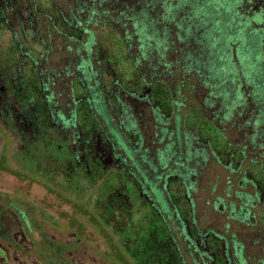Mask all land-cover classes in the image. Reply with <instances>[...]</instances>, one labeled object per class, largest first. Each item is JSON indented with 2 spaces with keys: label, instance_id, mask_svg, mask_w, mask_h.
<instances>
[{
  "label": "trees",
  "instance_id": "trees-1",
  "mask_svg": "<svg viewBox=\"0 0 264 264\" xmlns=\"http://www.w3.org/2000/svg\"><path fill=\"white\" fill-rule=\"evenodd\" d=\"M62 1L67 3L66 6L70 8L69 13L63 11L61 6L56 4L57 1L54 3L51 0H49L51 5L49 11L32 5V0H28L27 7L22 6L21 14L25 11L28 13L26 20L28 21L29 46H31L30 39H34L37 34L35 30L41 31L45 28L42 23L43 19L47 20V24H45L50 43L53 40L51 31H54L56 34L62 35L65 42H77L78 44L76 53L72 46L66 47L67 51H72L75 54L68 57L70 66L51 70L46 80L44 71L37 67L39 62L36 60L37 56L41 58L47 56L44 53L46 50L38 54L39 52L36 53L30 47L28 64L35 71L38 80L35 83H38L39 91L38 93L28 91V97H32V100L35 97H40L43 101L44 110L39 115V118H45L42 127L48 130L56 128V125L52 124L54 119L49 116V120H47L43 114L54 113L61 107L63 108L58 104V97L63 94L61 91L58 92L56 87L61 82H68L72 88L70 96L72 99L70 102H66L64 110L76 112V125L81 133L79 141L89 143L95 134L97 140H102L109 146L115 161H118L122 168L123 177L120 174H108L106 177L109 182L113 185L115 180H119L121 186L127 185L128 187L133 184L136 187L135 190L139 189L140 193L144 192L147 199L144 209L146 210L145 221H134L132 224L129 222L135 228V237L139 238L137 240L140 245L136 251L138 254L133 250L130 253L136 254L140 264H187V259L190 260V264H248L243 253V243L236 242V240L225 241L226 237L216 235L210 230L199 231L196 229L194 219L189 221L184 217L188 212L192 213L190 210L196 204L192 194L197 191L195 180L198 170H194L189 164L192 162L197 165L207 164L210 159L209 155L212 154L214 158H217V163L228 170L229 174H239V186L244 187L250 182L247 177V169L243 170L241 167L243 161L247 159V153H245L247 148L245 147V150L239 152L241 155L240 166L236 169L234 164L237 153H231L233 157L229 155L228 161L223 162L221 155L225 156L226 152L220 150L222 145L215 135L210 136L212 140H216L213 146L211 139H205L211 149V153H208L206 148L202 150L201 145H198L202 137H193L189 132H185L186 142L184 143L181 136L182 131L178 128V136L174 140V134L169 127L172 126V115L179 122L178 126L181 122L179 112L184 105V99L181 100V87L190 85L195 89L196 82L191 83V79L197 77L203 81L207 91L205 105L210 110L216 109L218 100H221L223 108L227 109L225 111L222 108L217 111L212 110L213 117L208 121L216 128L219 138L224 136L225 129L220 128L217 123L224 125L227 121H231L238 108L244 106L247 98L251 96L250 93L246 95L240 86L237 85L238 89H236L237 86L235 87L236 81L240 80L239 70L243 69V75L253 84H255V76L264 72V50L261 48L262 33L260 34L261 30L252 25L253 22L262 23L264 21L263 9L260 7V11L251 17L247 14L248 10H242V8L254 0H178L180 4L196 2L197 13L191 17L190 24L184 26L183 23H179L180 32L177 33V37L181 44L183 42L185 44L178 49L180 54L178 58L175 61H169L166 56L170 49V29L167 23L174 21L173 11L179 9L178 5L170 4L166 8L167 12L160 16L159 11L154 10L161 0H138L140 9L137 11L132 7H127L126 11H122L121 8L116 10L113 8L115 3L111 0L109 9L107 7L108 0ZM262 1L264 4V0ZM103 3L106 6H103ZM13 4V0H10L8 7L5 6L7 12L3 18H5L6 25L9 21L6 16H9L11 11H15ZM50 10H54L56 14ZM115 13H119V15L113 16ZM218 16H226L227 28L225 31L227 30V34H223V32L225 33L223 27L225 22L223 19L218 20ZM20 23L23 27L25 21L21 19ZM62 25L71 29L72 35H69L65 28L62 33L60 30ZM94 27L96 30L92 29ZM194 29L195 31H193ZM109 32L117 33L125 45L127 55L124 60H130L133 68L137 69L139 79L143 84V93L126 89L124 81L114 78L110 83L107 82L110 87V90L107 91L106 85L108 84L97 68L92 55L97 47V35ZM219 33L222 35L221 37H218ZM250 39L256 41L257 45L249 44ZM39 45L40 48H47L44 39L40 40ZM233 45H237L236 52L239 62L234 61L233 55L227 52L232 50L231 46ZM83 48L84 54H81ZM136 49L137 53L134 55L132 52ZM49 50H53L52 46L49 47ZM156 50L158 52L157 61L153 53ZM46 52L48 54V51ZM101 61L99 58L97 59L98 65ZM19 62L23 63L22 59ZM159 62L163 65L161 71H164V76L162 72H157ZM146 67L149 73H144ZM176 72H183V77L178 85L173 87L171 84L169 85V79L173 78ZM262 75L264 76V74ZM8 76L6 74L5 78L8 79ZM12 76L16 77L18 81L23 79L20 69L12 71ZM191 76L193 77L191 78ZM28 82L34 83L32 79H29ZM171 88L176 92L177 98L173 97L174 93ZM256 89L257 92L254 93V96L259 97L262 107L259 115L262 121H256L258 126L264 122V87L261 88L257 84ZM123 92L127 94L122 95ZM162 93L164 94L162 95ZM159 95H162V101L158 100V103L154 104L153 99H159ZM139 99L146 104V107H148L147 105L152 107L148 119V114H145L144 117L142 115L143 108L139 105ZM222 111L224 114H221ZM33 112H35L34 109ZM136 113H141V117H137ZM114 115L119 119L118 122ZM145 123L155 129L154 135L145 132L147 130V127L144 128ZM245 125L249 126V122H246ZM146 135L151 138L148 140L150 141L148 144L145 141ZM230 145L227 144V148ZM179 147L180 152L176 154L175 161L172 162L173 154ZM252 162L257 163L258 161L252 159ZM259 163L256 167L264 178V165L263 162ZM113 179L114 181L111 182ZM175 182L179 184L180 188L184 187L186 190L184 204H181L182 199L178 205L173 201L176 194H173L169 189ZM227 184L229 185L228 189H231L233 183L230 179ZM50 189L56 194H60L59 190L53 189L51 186ZM237 192L242 200L246 198L245 193ZM159 194L165 195V200L169 204L167 212L163 202L158 200ZM260 195L259 193L256 196L259 200ZM248 202L251 203L250 200ZM221 206L223 209L226 208L224 203H215V209ZM81 207L84 206L81 205ZM106 211L102 212V217L93 214L94 223H97L101 228L106 227L104 220L108 221L112 216L118 219L117 223L119 222V224H122V220L126 219V216L116 215L115 211L109 210L107 213ZM238 219L240 218L238 217ZM171 222L177 224L176 229L183 236V244L176 239ZM191 226L195 231H191ZM123 231L117 232L119 234L129 232ZM258 262L264 264V260Z\"/></svg>",
  "mask_w": 264,
  "mask_h": 264
},
{
  "label": "rangeland",
  "instance_id": "rangeland-1",
  "mask_svg": "<svg viewBox=\"0 0 264 264\" xmlns=\"http://www.w3.org/2000/svg\"><path fill=\"white\" fill-rule=\"evenodd\" d=\"M18 1L22 3V6H28V0ZM51 1H57V3H54L60 5L63 11L69 13L70 8L66 6L67 3L65 4L62 0ZM111 1H114L113 3L115 4L113 8L116 10L121 8L122 11H126L127 7H132L135 11L140 9L138 0ZM66 2H69V0H66ZM109 2L110 0L107 2L108 9L110 7ZM170 4L179 6L177 11H173L174 21L167 23L170 29V49L167 51L166 56L169 61H175L180 55L178 49L185 44L184 42L181 44L178 40L177 33L180 32L178 25L179 23H183L185 26L191 23V17L197 13V3L191 1V5L189 2L180 4L178 0H161L159 5H156L154 11H159V15L161 16L167 12L166 8H168ZM19 5L20 3L18 6ZM32 5L42 8L44 11L48 10L51 6L49 0H32ZM103 6H106V4L103 3ZM2 7L3 4L0 5V8ZM50 11L56 14L54 10ZM8 15L13 16V14L10 13ZM118 15L119 13L113 14V16ZM21 16L25 21L23 27H26L23 34L21 30L22 25H20L18 19L16 21L12 19L8 25H6L4 19H1L0 80H2L4 84L3 87H5L6 96H8L9 99H14L16 108L19 110L18 114L33 112L34 109L39 117L40 113L44 110L42 99L40 97H35L33 98L34 100H32V97H28V91H32V93L33 91L35 93L39 91L38 83H35L38 82L35 71L31 68V65L28 64V51L30 47L34 49L33 51L36 53L39 52L38 54L45 50L48 51V54L46 51L44 52L47 56L44 58L37 56L36 59L39 62L37 67L43 69L44 79L46 80L51 70L70 66L68 57L75 55L74 53H76L78 44L77 42H65L63 36L60 34L58 35V33L56 34L54 31H51L53 40L50 43L48 30L46 29L47 20L43 19L44 22L42 23H44L43 27L45 28L41 31L35 30L37 34L34 39H30L31 46H29L28 21L26 20L28 19V13L25 11ZM217 19H223L224 22L227 20L226 16H218ZM226 22L223 25L224 31L225 28H227ZM63 28L69 32V35H72L71 29L63 27V25L60 27L62 33H64ZM92 29L96 30L95 27ZM193 31H195V29ZM24 33L26 35L25 38ZM223 34H227V30L225 33L223 32ZM219 36L221 37L222 35L219 33L218 37ZM41 39L46 41L47 48L43 49L39 47ZM50 46H52L53 50H49ZM68 46L73 47L74 53L66 50ZM231 47L232 50H228L227 52L233 55L234 61L239 62L236 52L237 45ZM132 53L135 55L137 49ZM153 53L157 61V50ZM81 54H84V48ZM126 55V47L117 33L109 32L97 35V47H95L92 57L95 64H97V68L104 77L106 84H108V81L110 83L114 78L124 81L126 89L141 92L143 84L139 79V73L137 69L133 68L130 60H124ZM98 58L102 60L100 65L97 63ZM130 58H132V56H130ZM18 59L20 61L22 59L23 63H20ZM108 61H111V63ZM158 64L159 70L157 72H162L164 76V71H161L163 65L160 62ZM167 68L169 67L167 66ZM17 69H20L22 72L23 79L21 81H18L16 77L12 76V71H17ZM147 71L148 68H144V73H149ZM6 74L10 76H8V79L5 78ZM262 74H264V72L255 76V85L243 75V69H241V71L239 70L240 80L237 79L238 81H236L235 87L237 85L240 86V89L245 92L246 95L250 93L251 96L247 98L244 106L238 108L231 121H227L224 125L217 123L220 128L225 129L224 136L219 138L216 128L208 121L213 117L212 110L217 111L222 108V110L225 111L227 109H225V107L223 108L221 100H218L216 109L210 110L207 105H205L207 91L202 83L203 81L199 80L197 77L192 78L193 76H191V83L196 82L195 89L190 87V85L181 87V100L184 99V105L179 112L181 114V122L178 126L179 122H177L172 115V126L169 127L170 131L174 134V140H176L178 136L179 129L182 131L181 136L184 143L186 142L185 132H189L193 137H202L198 145H201L202 150L206 148L208 153H211V149L210 146L207 145L206 140H210V136L215 135L220 141V145H222L220 150L226 152L225 156L221 155V160L223 162L228 161V156L231 155V153H237L236 162L234 164L236 169L240 166L239 159L241 155L239 152L247 148L245 152L247 153V159L243 161L241 167L243 170L247 169V177L250 182L244 187L239 186V174H229L228 170L217 163V158H214L212 154L209 155L210 159L207 164L202 163L201 165H197L195 162L189 164L194 170H198L196 180L193 178L197 183V191L192 194L196 200V204L190 210L192 213L188 212L184 217L189 221L194 219L196 229L199 231L205 232L210 230L216 235L226 237L227 240L225 241L230 242L231 240H236V242L243 243V253L248 264H259L258 261L264 260V178L256 167L259 162H263L264 165V122L258 126L256 124V121H262L259 118L262 107L259 97L257 95L254 96V93L257 92V84L259 87L261 86V88L264 87V76ZM182 77L183 72H176V75L169 79V85L171 84L173 87L177 86L179 81L182 80ZM29 79H32L34 83H29ZM106 86L107 91H109V84ZM238 86L236 89H238ZM56 90L62 92L63 95L58 97V104L65 108L66 102H70L72 99L70 97L72 95V88L69 83L65 81L61 82V84L56 87ZM173 93V97L177 98L174 90ZM163 94L164 93H162V95ZM162 95H159V99H153L154 104L158 103V100L162 101ZM147 106L148 110L151 112V105ZM224 111H222L221 114H224ZM150 112H148L147 119L151 114ZM135 115L141 117V113H136ZM10 117L15 118L13 116ZM114 117L116 116L114 115ZM10 120L9 118H5L0 121V207L5 206L11 209L10 211L1 213L0 222L3 226H0V264H140L136 256V254H138L136 251L140 243L137 240L139 238L135 237V232L131 230L128 233L119 234L117 231L122 228H129L134 221H141L143 213L137 212L136 208H134L133 213H136L123 219L122 224H120L121 226L119 222L117 223L118 219L112 216L111 220H104L106 227L101 228L97 223H94L93 214L87 212L84 214V210H87V206H89L90 203L83 204L84 207L77 204L78 207L75 205L74 210H71L69 208L70 206L67 204L71 201L62 200L52 193L47 192L51 190L50 186L37 181L39 179L38 177H33L31 174H26L24 172L20 173V171L30 170L28 166L31 159L28 157V147L23 148L21 138H28L31 126L28 121L24 123L23 126L25 130L22 136L19 135L20 131L11 128L14 127V125L10 126L8 124ZM28 120H30L29 116ZM115 120L116 122L119 121L117 117ZM246 122H249V126L245 125ZM145 127H147V130H145L146 133L148 132L154 135V128L146 123L144 124V128ZM30 134H32V132H30ZM247 134L248 136L246 137ZM254 135H256V137H254ZM150 139L151 138L146 135L145 141L147 144L150 142L148 141ZM215 141L211 139L212 146L215 144ZM227 144L231 147L228 146L227 148ZM179 152L180 147L174 152L172 162L175 161L174 157ZM38 154L40 155V152ZM4 155L8 158H3ZM231 157H233V154ZM252 159L258 162L254 163ZM229 179L233 183L231 189H228L229 185L227 182ZM59 185H61V183H59ZM178 185L179 184L175 182L174 185L171 184L169 189L173 194H176L173 198L176 205L180 204V199H182L181 204L185 202L183 199L186 190L184 187L180 188ZM237 191L245 193L246 198L242 200ZM259 193L261 194L259 196L260 200L256 197ZM86 194L82 200L83 202H92L90 207L92 212H95L99 217L103 215L102 212L106 210V213L109 212L110 209L108 210L107 206H105V190L94 195L93 199V194H91V198L89 199ZM28 195L30 196L28 197ZM73 195L77 196V194ZM157 197L160 202H163L167 212L169 210V204L165 200V195L159 194ZM249 200L251 203L248 202ZM94 201L96 205L93 204ZM217 202H219V204L224 203L226 208L223 209L221 206L215 209V203ZM65 214L67 217H65ZM238 217L240 219H238ZM20 219L24 221L29 220L35 225L29 226L30 229H28ZM143 219H145V217ZM109 221H113L112 229L110 228ZM129 222L131 224H129ZM116 223L117 226L115 225ZM39 224H42L44 228ZM176 225L177 224L171 222V227L174 229L176 239L182 243L183 236L180 231L176 229ZM192 227L193 226H191V231H195ZM125 231L126 230L123 232ZM209 246L211 247V243ZM131 250L136 254L134 252L133 254L132 252L130 253ZM231 250L230 248V253L232 254ZM187 260V264H190V260ZM225 260L223 261L227 263Z\"/></svg>",
  "mask_w": 264,
  "mask_h": 264
},
{
  "label": "flooded vegetation",
  "instance_id": "flooded-vegetation-1",
  "mask_svg": "<svg viewBox=\"0 0 264 264\" xmlns=\"http://www.w3.org/2000/svg\"><path fill=\"white\" fill-rule=\"evenodd\" d=\"M9 2L10 0H0V3L3 4V7L0 8V28L1 19H4L5 22L3 16L7 12L5 6L7 5L8 7ZM13 2V10L15 11L12 12L10 10L13 16H6L9 20L8 23H10L12 19L15 21L17 19L18 21H21L22 19L21 2L18 0H13ZM19 3L20 5L18 6ZM260 7L263 9L264 13L263 1L254 0L251 4L244 5L242 10L247 9V14L252 17L254 13L260 11ZM252 25L261 30L260 34L262 33L263 37L261 40V48L264 50V21L262 23L253 22ZM25 28V26H21L22 34L26 30ZM25 37L26 35L24 33V38ZM251 43L257 45L256 41H253L252 39L249 40V44ZM3 86L4 84L2 83V80H0V121L5 118L11 119L8 121V124L10 126L14 125V127L11 128L20 131L19 135L22 136L25 130L23 126L24 123L28 121L31 126L30 132H32V134L29 132L28 138H21L23 148L28 147L27 153L28 157L31 159L28 166L30 170L20 171V173L24 172L26 174H31L33 177H38L39 179L37 181L47 184L53 189L59 190L60 194H56L53 190L47 192L52 193L62 200L71 201L70 203H67L71 210H74V206H77V204L83 205L85 203H90L89 206H87V210H84V214H86V212L89 214H95V212L90 210L92 202H83L82 198L87 193L86 195H88V199L91 198V194H93V199L94 195L105 190V206L110 210L115 211L116 215H123L126 216V218L135 214L136 212L133 213V210L136 208L137 212L143 213L140 222H144V209L147 200L144 192L140 193L138 191L139 189L135 190L134 188L136 187L133 184L128 187L127 185L121 186L119 180L114 181L113 179L111 181H114L113 185L109 182L107 178L108 174H120L123 177V172L121 171L122 168L120 164H118L119 162L115 161V157L112 155L109 146L102 142V140H97L95 134L92 136L89 143H81L79 141L81 133L76 125V112L64 110V108L61 107L60 110L54 113H44L43 117L46 116V119L49 120L48 117L50 116L51 119H54L52 124L56 125V128L48 130L42 127V122L45 118H39L36 111L18 114L19 110L16 108L14 99H9L8 96H6L5 87ZM143 92L144 89L139 93ZM125 94L123 92L122 95ZM45 104L47 105V103ZM139 105L143 108V117L145 114H149L146 104L140 99ZM10 116L15 118H11ZM28 116L30 117V120H28ZM39 152L40 155L38 154ZM3 158L8 157L4 155ZM8 162L10 163L9 159ZM59 183H61V185H59ZM71 191L73 194H77V196L73 195ZM29 196L30 195H28V197ZM93 204L96 205L95 201ZM10 210L11 209L6 208L5 206L0 207V218L2 212ZM65 217H67L66 214ZM111 219L112 217H110V220ZM21 222L24 223L28 229L33 225L29 220H21ZM39 225L44 228L42 224ZM109 225L112 229L113 224L110 223ZM115 225L117 226V223ZM0 226H3L1 222ZM120 230L134 231L135 228L130 226L129 228H122Z\"/></svg>",
  "mask_w": 264,
  "mask_h": 264
}]
</instances>
